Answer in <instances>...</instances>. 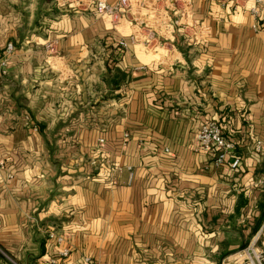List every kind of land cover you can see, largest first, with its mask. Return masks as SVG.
I'll return each mask as SVG.
<instances>
[{"label":"crops","instance_id":"obj_1","mask_svg":"<svg viewBox=\"0 0 264 264\" xmlns=\"http://www.w3.org/2000/svg\"><path fill=\"white\" fill-rule=\"evenodd\" d=\"M60 1L0 0V264L264 256V30L237 8L251 0L177 17L161 0L169 24L143 7L145 29ZM209 121L238 169L196 151Z\"/></svg>","mask_w":264,"mask_h":264},{"label":"built area","instance_id":"obj_2","mask_svg":"<svg viewBox=\"0 0 264 264\" xmlns=\"http://www.w3.org/2000/svg\"><path fill=\"white\" fill-rule=\"evenodd\" d=\"M107 0H61V3H65L67 7H71L72 5L78 7H86L91 8L96 7L97 10L102 12V17L107 19L110 26L116 27L121 24L127 25V27H140L141 29H145L148 21L144 20L142 13L143 7L145 9H151L153 16V23L157 25H166L169 24L168 17L161 13L160 8H164V4L162 5L161 0H140L139 2L134 0H116L114 4L111 5L106 4ZM191 4V0H178L172 1V6L175 5V9L173 11L174 17L181 15L182 9H189ZM238 9L246 11L250 18L252 19V23L250 25L251 30L258 33L264 30V24H261V18L264 14V0H251V5L242 9L240 5H237ZM146 16V15H145ZM172 18L170 17L169 20ZM175 22H180L174 18ZM146 22V23H145ZM182 26H186V24H180ZM187 27V26H186ZM129 43L134 44L137 42V38L135 36H129ZM127 42L122 40L120 46L124 48L127 46ZM14 51V48L11 45H8L6 48L7 57L11 55ZM6 59H4L0 63V74H3L1 68H4L6 64ZM197 140V152H202L204 154H208L214 157V163L219 166H225L230 169H238L240 161L237 158H230L232 155L235 146L234 144L228 140L223 134V131L219 124L214 121H209L202 124L198 130L196 135ZM4 167V162L0 157V169ZM260 189L264 192V179L259 182ZM54 238L53 236L50 239ZM57 244H61L63 242L62 239L57 238ZM69 250L62 249L58 252L59 259H67L69 257ZM0 254L3 256L2 252ZM250 256H253V260L251 264H264V256L257 254L254 250L247 252ZM5 257V256H4ZM86 263H89V260H85ZM50 264H55L54 260H51Z\"/></svg>","mask_w":264,"mask_h":264},{"label":"rangeland","instance_id":"obj_3","mask_svg":"<svg viewBox=\"0 0 264 264\" xmlns=\"http://www.w3.org/2000/svg\"><path fill=\"white\" fill-rule=\"evenodd\" d=\"M106 4L107 5H111L110 0H107L106 1ZM151 19H152V22H153V16L151 17ZM105 20H106V22L108 21L107 19H105ZM152 59L153 58H151V60ZM246 252H249V251L247 250ZM252 260H253V256L252 255L249 256L248 254H246V256H245V263L244 264H251Z\"/></svg>","mask_w":264,"mask_h":264},{"label":"trees","instance_id":"obj_4","mask_svg":"<svg viewBox=\"0 0 264 264\" xmlns=\"http://www.w3.org/2000/svg\"><path fill=\"white\" fill-rule=\"evenodd\" d=\"M0 257H2V255L0 254ZM3 258V257H2Z\"/></svg>","mask_w":264,"mask_h":264}]
</instances>
